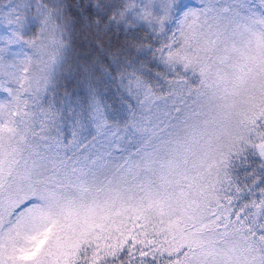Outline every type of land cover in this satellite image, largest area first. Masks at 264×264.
Instances as JSON below:
<instances>
[{"label":"snow or ice","instance_id":"snow-or-ice-1","mask_svg":"<svg viewBox=\"0 0 264 264\" xmlns=\"http://www.w3.org/2000/svg\"><path fill=\"white\" fill-rule=\"evenodd\" d=\"M78 22L107 60L79 112ZM106 79L141 110L131 138ZM0 264H264V0L0 5Z\"/></svg>","mask_w":264,"mask_h":264},{"label":"trees","instance_id":"trees-1","mask_svg":"<svg viewBox=\"0 0 264 264\" xmlns=\"http://www.w3.org/2000/svg\"><path fill=\"white\" fill-rule=\"evenodd\" d=\"M8 2L9 0H0V5ZM69 2L75 3L76 0H69ZM85 2L86 0H79L81 4ZM189 2H194V0H189ZM255 2L258 4L259 0H255ZM117 39L118 36H113L109 43L114 45ZM94 60L107 62L104 52L97 47L95 33L89 32L82 26V22H78L71 33V51L65 66V75L60 81V93L63 94L64 91H67L70 94V99L73 102L72 107L77 112L86 108L87 105V81L81 69L84 65H92ZM99 91L101 101L106 106L109 116L121 122L120 135L131 138L133 130L125 131L123 124L125 120L129 119V105L135 107L138 113L141 111L137 106V101L130 97L126 88L121 87L117 81L107 79L101 81ZM70 125L71 119L68 120L63 129L68 138H71ZM96 135V130L91 126L88 132L84 133L86 137L84 142L88 144L90 149L93 144L99 147L106 139L105 136H98L96 140H93ZM107 138H110V135ZM122 142L127 143V139Z\"/></svg>","mask_w":264,"mask_h":264}]
</instances>
